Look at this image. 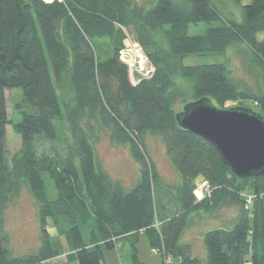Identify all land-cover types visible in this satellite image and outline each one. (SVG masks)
I'll use <instances>...</instances> for the list:
<instances>
[{
  "label": "trees",
  "instance_id": "1",
  "mask_svg": "<svg viewBox=\"0 0 264 264\" xmlns=\"http://www.w3.org/2000/svg\"><path fill=\"white\" fill-rule=\"evenodd\" d=\"M232 1L246 2L241 22L223 19L211 0H0V264H49L60 256L64 262L56 264H104L105 253L124 242L133 264H143L139 233L173 263L264 264V176H234L211 143L176 120L186 104L203 98L219 109L249 103L244 107L264 118V39H258L264 0ZM199 23L208 25L204 33L189 35V25ZM129 27L154 68L151 77L134 82L120 50ZM108 40L116 44L101 59L95 45ZM237 42L246 44L260 67L257 92L234 80L227 61L183 64L189 56L225 54ZM12 89L22 94L15 104L19 121L12 123L21 149L9 159L4 92ZM100 131L127 146L137 163L132 186L112 180L97 164ZM147 133L161 139L179 177L176 186L159 173ZM44 173L54 198L46 192ZM204 182L209 192L198 199L195 190ZM23 188L37 204L40 244L34 253L15 257L5 215ZM224 209H233L234 216L219 223L228 229L203 233L204 257L180 242L192 212ZM58 237L67 239L68 253Z\"/></svg>",
  "mask_w": 264,
  "mask_h": 264
},
{
  "label": "rangeland",
  "instance_id": "2",
  "mask_svg": "<svg viewBox=\"0 0 264 264\" xmlns=\"http://www.w3.org/2000/svg\"><path fill=\"white\" fill-rule=\"evenodd\" d=\"M50 1V0H44ZM137 4L146 3L152 0H133ZM213 5L217 8L218 12L223 19H233L236 22L242 21V5L246 2H242L241 5L234 3L232 0H211ZM208 27L205 23H199L197 25H189V35H201ZM125 30V31H124ZM123 30V41L121 42V55L130 51V54L134 52L130 61L131 67L137 66L138 70H143L146 73V69L142 64V58L136 50L133 51V46L136 45L134 40V33L132 27ZM161 38V36H158ZM259 40L264 39V33L258 35ZM118 41V40H117ZM116 44L113 40L96 43V52L101 59H104L111 51L112 45ZM223 61L228 62V67L231 71V76L240 83L246 89H250L252 92H257L262 81L257 78V72L260 67L257 65L251 51L243 42H237L231 45L222 55H204V56H189L184 59V65H200L221 63ZM183 82V81H182ZM186 85V83H183ZM7 102V115L11 124L6 127V148L8 151L9 159L12 156L18 154L21 149V141L19 136L12 131V123L18 122L19 117L15 111V104L20 101L22 94L18 89L6 90L4 92ZM244 107L249 103H230L228 106ZM251 107V106H250ZM145 142L148 152L155 162L159 173L164 181L171 186H176L179 181L178 174L172 167V164L166 156L164 145L158 136L147 133L145 135ZM95 157L96 162L110 178L114 181H118L124 187L132 186L139 174V168L137 163L131 158L127 146L116 145L110 141L108 134L104 131H100L98 139L95 143ZM43 178L46 184V192L49 197L54 198L56 192L53 182L49 179L46 173L43 174ZM208 186L206 183H201L195 190V194L198 199H201L205 194H208ZM234 216L233 209H224L214 215H208L202 211H194L188 218V225L183 232L180 242L190 243L192 245L193 252L200 257H204V249L202 245V235L205 231L216 229H228L227 226H219V223L229 224L230 220ZM49 234L55 238L57 236L54 227L49 221L47 224ZM5 231L9 237V249L12 256L19 257L29 253H34L39 245L40 226L37 218V204L34 196L26 189L23 188L19 196L9 203L6 215H5ZM54 240V239H53ZM124 247L129 250L128 245ZM140 254L145 257L144 261H148L150 264H157V255L149 251V246L145 245L144 241H141L138 245ZM112 252V251H111ZM107 252L106 255L112 254ZM156 256V257H155ZM162 257L163 264H174L169 258ZM154 261V262H153ZM126 262L133 264L131 257H128ZM153 262V263H152ZM160 262V260H159ZM69 264H77L76 261ZM109 264H116L114 255H110Z\"/></svg>",
  "mask_w": 264,
  "mask_h": 264
},
{
  "label": "water",
  "instance_id": "3",
  "mask_svg": "<svg viewBox=\"0 0 264 264\" xmlns=\"http://www.w3.org/2000/svg\"><path fill=\"white\" fill-rule=\"evenodd\" d=\"M179 126L211 143L234 176H264V118L246 107L219 109L208 99L186 104Z\"/></svg>",
  "mask_w": 264,
  "mask_h": 264
},
{
  "label": "crops",
  "instance_id": "4",
  "mask_svg": "<svg viewBox=\"0 0 264 264\" xmlns=\"http://www.w3.org/2000/svg\"><path fill=\"white\" fill-rule=\"evenodd\" d=\"M201 198H202V196H201ZM139 234H140V241H139V243L141 241H144L145 242V245L148 246V243H147V240H146L145 236L142 233H139ZM57 240L60 242V244H61V246H62V248L64 250V253L65 254L68 253L69 252V243L67 242V239H65L64 237H58ZM139 243L137 244V254H138L139 260L143 264H150L148 261H144L145 260V257H143V255L140 254L139 247H138ZM39 244H40V241H39ZM125 244H127V242L118 244L117 247H116V249L111 252L112 254L106 255V253H105L104 264H109V257H110V255H114V257L116 259V264H131L130 262H126V260H128V257H130V247L127 244L129 250L126 251L127 249L124 247ZM148 249H149V251L151 253H153L150 248H148ZM153 254L155 255L156 253H153ZM156 255L158 257L157 264H163L162 263V257H161V255H159V254H156ZM203 256H204V254H203ZM159 260H160V262H159ZM62 262H64V256H60V257H58V258L50 261L49 264H56V263H62ZM174 262H175L174 264H178V261L177 260H175Z\"/></svg>",
  "mask_w": 264,
  "mask_h": 264
},
{
  "label": "built area",
  "instance_id": "5",
  "mask_svg": "<svg viewBox=\"0 0 264 264\" xmlns=\"http://www.w3.org/2000/svg\"><path fill=\"white\" fill-rule=\"evenodd\" d=\"M134 50H136L138 52V54L141 56L142 64L144 65V68L146 69V73H144L143 70H141V69L138 70L137 66L131 67L130 63L127 62V61L131 60L132 56H134V52L131 55L130 51H127L125 54L121 55V58L125 62H127L129 64V66H130V76H131V80L133 82L135 80L134 77H138L139 79H141V78H149L154 73V68L152 67V65L149 63V61L147 60V58L143 54V52H142V50H141V48H140V46L138 44L133 46V51ZM248 201H250V200H248ZM154 253H156V251H154ZM165 263H166V258H165Z\"/></svg>",
  "mask_w": 264,
  "mask_h": 264
}]
</instances>
